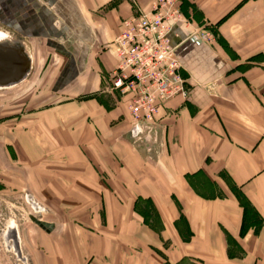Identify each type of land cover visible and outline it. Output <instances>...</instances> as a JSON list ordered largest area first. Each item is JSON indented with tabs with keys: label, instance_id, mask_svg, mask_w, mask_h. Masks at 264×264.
<instances>
[{
	"label": "crops",
	"instance_id": "obj_1",
	"mask_svg": "<svg viewBox=\"0 0 264 264\" xmlns=\"http://www.w3.org/2000/svg\"><path fill=\"white\" fill-rule=\"evenodd\" d=\"M151 2L0 0L34 55L0 94V212L28 264H264V0H178L187 97L139 134L108 75Z\"/></svg>",
	"mask_w": 264,
	"mask_h": 264
},
{
	"label": "built area",
	"instance_id": "obj_2",
	"mask_svg": "<svg viewBox=\"0 0 264 264\" xmlns=\"http://www.w3.org/2000/svg\"><path fill=\"white\" fill-rule=\"evenodd\" d=\"M177 24L190 25L178 0H152L148 11L123 19L111 43L116 65L108 75L110 90L125 98L130 123L139 134L154 129L167 101L187 97L182 65L169 39ZM199 38L210 42L212 35L200 33Z\"/></svg>",
	"mask_w": 264,
	"mask_h": 264
},
{
	"label": "water",
	"instance_id": "obj_3",
	"mask_svg": "<svg viewBox=\"0 0 264 264\" xmlns=\"http://www.w3.org/2000/svg\"><path fill=\"white\" fill-rule=\"evenodd\" d=\"M33 68V54L28 41L9 29H0V89L20 86L30 76ZM7 247L23 264H28L22 256L17 237L16 224L10 221L3 232ZM11 241V244L8 241Z\"/></svg>",
	"mask_w": 264,
	"mask_h": 264
},
{
	"label": "rangeland",
	"instance_id": "obj_4",
	"mask_svg": "<svg viewBox=\"0 0 264 264\" xmlns=\"http://www.w3.org/2000/svg\"><path fill=\"white\" fill-rule=\"evenodd\" d=\"M5 28L7 29V27L0 26V29H5ZM26 40L29 42V44L31 46L32 54H33L32 44L28 39H26ZM33 69H34V64H33ZM10 91H12V89H0V94L1 93H3V94L4 93H10ZM13 214H16V215L18 214V211L16 208H12V209L11 208H7V209L5 208L0 212V246L3 250L5 248V245H7V242L4 240V237H3V232L6 231L7 224L11 220L14 221V223H15V220H14L15 218L12 219ZM8 243L11 244V241L9 240ZM6 255H10L12 257L11 264H23L21 261H19V259L15 256V254L13 252H9V254L7 253Z\"/></svg>",
	"mask_w": 264,
	"mask_h": 264
},
{
	"label": "bare ground",
	"instance_id": "obj_5",
	"mask_svg": "<svg viewBox=\"0 0 264 264\" xmlns=\"http://www.w3.org/2000/svg\"><path fill=\"white\" fill-rule=\"evenodd\" d=\"M28 46H29V44H28ZM29 48H30V46H29ZM31 50V49H30Z\"/></svg>",
	"mask_w": 264,
	"mask_h": 264
}]
</instances>
